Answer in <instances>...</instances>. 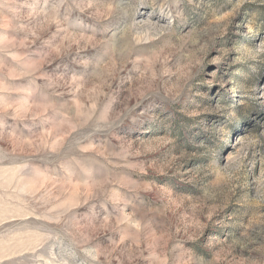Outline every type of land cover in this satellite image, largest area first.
<instances>
[{"label":"rangeland","instance_id":"374dc122","mask_svg":"<svg viewBox=\"0 0 264 264\" xmlns=\"http://www.w3.org/2000/svg\"><path fill=\"white\" fill-rule=\"evenodd\" d=\"M0 264H264V0H0Z\"/></svg>","mask_w":264,"mask_h":264}]
</instances>
